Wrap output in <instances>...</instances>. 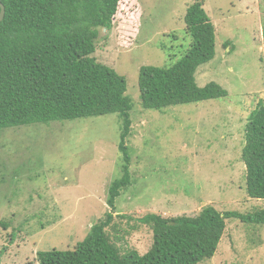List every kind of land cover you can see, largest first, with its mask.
<instances>
[{
  "label": "rangeland",
  "instance_id": "obj_1",
  "mask_svg": "<svg viewBox=\"0 0 264 264\" xmlns=\"http://www.w3.org/2000/svg\"><path fill=\"white\" fill-rule=\"evenodd\" d=\"M197 0H121L111 30L100 29L97 62L127 82L132 184L116 202L108 233L123 253L146 254L151 227L139 219L196 216L206 206L243 214L264 209L247 193L242 160L250 114L264 103L263 0H199L216 29V56L197 83L228 91L225 99L143 107L140 69H168L188 51L187 9ZM117 114L37 123L0 132V264H38L37 253L74 250L111 211L120 178ZM215 256L201 264H264V225L227 220Z\"/></svg>",
  "mask_w": 264,
  "mask_h": 264
},
{
  "label": "trees",
  "instance_id": "obj_2",
  "mask_svg": "<svg viewBox=\"0 0 264 264\" xmlns=\"http://www.w3.org/2000/svg\"><path fill=\"white\" fill-rule=\"evenodd\" d=\"M120 1L2 0L6 13L0 24V132L110 114H117L122 121V175L109 189L111 211L91 227L74 250L38 252V264H201L215 256L227 220L264 225V209L243 214L206 206L193 217L167 219L151 213L140 218L153 232V245L144 255L136 250L123 253L112 240L108 229L114 228L116 202L132 184L127 140L132 132L133 103L126 95L125 78L92 55L99 30L112 29ZM185 24L191 43L183 57L168 69H140L141 101L147 110L162 111L229 95L216 82L205 87L197 83L198 69L216 56V29L203 1L189 6ZM242 160L248 195L264 200L263 102L249 116ZM0 226L9 228L2 220Z\"/></svg>",
  "mask_w": 264,
  "mask_h": 264
},
{
  "label": "water",
  "instance_id": "obj_3",
  "mask_svg": "<svg viewBox=\"0 0 264 264\" xmlns=\"http://www.w3.org/2000/svg\"><path fill=\"white\" fill-rule=\"evenodd\" d=\"M0 9H1V13H0V24L4 19L5 13H6V9L4 4L2 3V0H0Z\"/></svg>",
  "mask_w": 264,
  "mask_h": 264
}]
</instances>
